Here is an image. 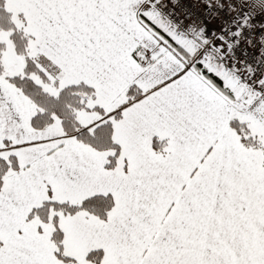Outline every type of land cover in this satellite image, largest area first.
<instances>
[{
  "label": "snow or ice",
  "instance_id": "snow-or-ice-1",
  "mask_svg": "<svg viewBox=\"0 0 264 264\" xmlns=\"http://www.w3.org/2000/svg\"><path fill=\"white\" fill-rule=\"evenodd\" d=\"M0 264H264V0H0Z\"/></svg>",
  "mask_w": 264,
  "mask_h": 264
}]
</instances>
